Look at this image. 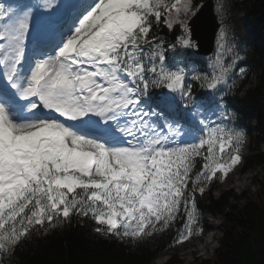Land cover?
I'll return each mask as SVG.
<instances>
[{
    "label": "snow or ice",
    "instance_id": "snow-or-ice-1",
    "mask_svg": "<svg viewBox=\"0 0 264 264\" xmlns=\"http://www.w3.org/2000/svg\"><path fill=\"white\" fill-rule=\"evenodd\" d=\"M193 14V0H0V264L73 216L136 242L181 219L172 245L202 232L195 193L242 159L225 98L244 57L221 25L206 70L170 65L154 29L179 26L167 47L195 48Z\"/></svg>",
    "mask_w": 264,
    "mask_h": 264
},
{
    "label": "trees",
    "instance_id": "trees-1",
    "mask_svg": "<svg viewBox=\"0 0 264 264\" xmlns=\"http://www.w3.org/2000/svg\"><path fill=\"white\" fill-rule=\"evenodd\" d=\"M193 1L195 5H200L205 0ZM222 1L226 5L235 2ZM260 1L237 2L235 8L239 5L244 8L248 18L255 25L259 38L264 41V16ZM179 29L177 26L169 30L162 24L154 31L158 36H165L168 46L175 44L177 37L182 35ZM247 47V62L264 67V44L258 42L251 45L248 42ZM167 49L171 64L175 57L183 53L179 46L175 51L168 47ZM186 53L193 51L188 48ZM199 63L201 68H206V61L199 60ZM192 83L196 97L205 92L198 82ZM225 99L241 123L252 125L250 119L246 118L248 111L258 117L260 123L256 126L259 133L257 141H264V74L256 85L249 78L240 81L239 85L232 89V94ZM201 163L198 162L197 168ZM255 164L264 166V152L259 148H253L247 157L246 167ZM249 193L244 191L238 194L231 190L219 198L209 191L203 194L198 191L195 193L198 210L223 214L224 223L223 236L213 256L195 264H264V180L253 195ZM231 197L236 198V202L230 203ZM242 199L247 200L244 205H240ZM97 226L99 225L91 218H84L81 223L80 219L73 216L69 222H62L46 233L34 231L23 241L15 255L7 260V264H151L159 253L175 249L176 245H172V241L183 228V220H178L164 232L139 242L128 238L120 240L111 234L96 232Z\"/></svg>",
    "mask_w": 264,
    "mask_h": 264
},
{
    "label": "rangeland",
    "instance_id": "rangeland-1",
    "mask_svg": "<svg viewBox=\"0 0 264 264\" xmlns=\"http://www.w3.org/2000/svg\"><path fill=\"white\" fill-rule=\"evenodd\" d=\"M239 1L241 2L243 0H239ZM218 4L222 6V10L217 12L219 16V20L221 21V25L224 26V30L226 34L231 37V42L234 43L235 46L236 44H239L236 46V50L241 54V56L244 57V59L236 65V68L234 69L232 73V77L239 78L238 76L239 69L243 67L246 69V75L249 74L250 78L253 79V83H254L256 78L258 79L257 76H260L261 74H263L264 70L263 68H259V67L255 68V66H251L249 64H246V65L241 64V62L247 59L246 58L247 57L246 45H242L241 43L249 40L250 43L255 45L258 39L257 37H255V33L253 29L250 28L248 30L245 28L244 22L245 20L247 21V19L243 16L242 8H239V10L236 11L232 5L225 7L223 3H219L218 1H216V6ZM193 11L195 14L196 10L194 8H193ZM193 15H191L188 18V22L192 18ZM225 20H227L230 23L232 22L235 25L234 31H232L230 28L227 27ZM220 30H221V26L217 34L215 51L213 52V54L206 57L207 62L209 64L214 59L217 49H218ZM198 100H202V99H198ZM252 124L253 126L257 124L255 118L252 119ZM238 128L243 129L246 132V138L243 143V148H241V155H242L241 161L228 173L226 177H221L220 175V179L218 181H215V178H216L215 177L212 182L208 183L205 186V191L212 192V194L216 197H221L223 194L229 192V190H232L238 194L244 191H249L250 192L249 194L253 195L254 192H256V190L259 188L260 182L264 180V166L263 165L255 164L251 166L248 170L245 169V164L247 162V156L251 154L253 144H254V142H251V137L256 138L258 136V131L253 127L250 129L251 135H249L247 134L248 128L246 126L242 128L241 127H238ZM256 146L257 144L255 143V147ZM260 148L262 151H264V142L261 143ZM225 178H227L226 181H225ZM201 186H204V185H201ZM236 200H237L236 198L231 197L230 203L236 202ZM246 201H247L246 199H242L240 201V205H244ZM206 215L207 214H205V212H199L198 225L200 224L199 228L202 229V232H200L199 234L194 233L193 236L189 240L177 245L176 250L172 253V255H174L176 259L181 260V261L175 264H191V263L195 264L197 261L211 258L215 250L219 247L221 238L223 236V222L221 219H217V218L213 219L210 216L208 215L206 216ZM217 223L220 225L218 229L214 227V225ZM211 224L214 227L213 229L214 235L212 233L211 235L212 237H210L209 242L206 245L205 249L203 250L195 249L194 247H195V244L197 243L199 236L203 235L204 232L207 231L206 229L208 228V225L210 227ZM113 237H117V236L113 235ZM192 249H195V250L192 251ZM165 260H166V257L164 256V254L161 253L152 261L151 264H164Z\"/></svg>",
    "mask_w": 264,
    "mask_h": 264
},
{
    "label": "water",
    "instance_id": "water-1",
    "mask_svg": "<svg viewBox=\"0 0 264 264\" xmlns=\"http://www.w3.org/2000/svg\"><path fill=\"white\" fill-rule=\"evenodd\" d=\"M264 14V0H261ZM193 38L199 43V52L210 53L213 50L217 30L220 23L214 11L213 0L204 3L191 22Z\"/></svg>",
    "mask_w": 264,
    "mask_h": 264
},
{
    "label": "bare ground",
    "instance_id": "bare-ground-1",
    "mask_svg": "<svg viewBox=\"0 0 264 264\" xmlns=\"http://www.w3.org/2000/svg\"><path fill=\"white\" fill-rule=\"evenodd\" d=\"M227 180V178H225V181ZM224 181V182H225ZM213 225L211 224L210 227L208 225V228L206 229L207 231L204 232L203 235L199 236L198 240H197V243L195 244V249H200V250H203L205 249L206 245L208 244L209 242V239L210 237H212V230H213Z\"/></svg>",
    "mask_w": 264,
    "mask_h": 264
}]
</instances>
